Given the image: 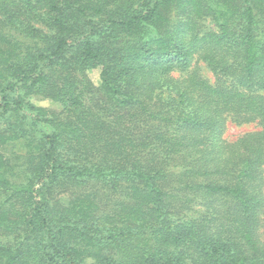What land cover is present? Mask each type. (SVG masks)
<instances>
[{
    "label": "trees",
    "instance_id": "obj_1",
    "mask_svg": "<svg viewBox=\"0 0 264 264\" xmlns=\"http://www.w3.org/2000/svg\"><path fill=\"white\" fill-rule=\"evenodd\" d=\"M0 264H264V0H0Z\"/></svg>",
    "mask_w": 264,
    "mask_h": 264
},
{
    "label": "rangeland",
    "instance_id": "obj_2",
    "mask_svg": "<svg viewBox=\"0 0 264 264\" xmlns=\"http://www.w3.org/2000/svg\"><path fill=\"white\" fill-rule=\"evenodd\" d=\"M204 26L207 27L209 25L204 24ZM203 73H204V76L207 77L213 84L220 83V79L218 77H216L210 71L204 70ZM99 75H100L99 70L90 73V78L92 79V81L94 82V84L96 86L99 85ZM228 84H230V82H228ZM34 103L36 105L42 106V107L57 108L50 101H46V100H35ZM254 129H255L254 125H249V126H245V127H237L233 124H230L226 135L229 138V140L233 141L238 136L242 135L243 133L248 132V131H252Z\"/></svg>",
    "mask_w": 264,
    "mask_h": 264
}]
</instances>
